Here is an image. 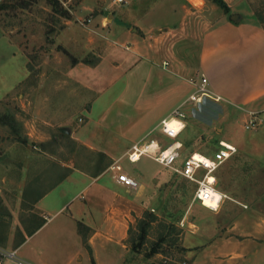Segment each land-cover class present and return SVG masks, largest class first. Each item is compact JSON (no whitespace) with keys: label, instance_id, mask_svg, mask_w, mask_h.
<instances>
[{"label":"rangeland","instance_id":"rangeland-1","mask_svg":"<svg viewBox=\"0 0 264 264\" xmlns=\"http://www.w3.org/2000/svg\"><path fill=\"white\" fill-rule=\"evenodd\" d=\"M3 1L12 7L0 10L1 249L9 252L18 247L17 257L34 264H77L78 261L81 264H264V110L258 112L262 119L258 127L246 129L248 112L228 104L205 98L192 104L194 109L190 113L191 104L183 108L188 114L182 131L185 144L176 165H181L193 150L212 154L220 140L237 147V152L216 172L217 189L231 198L225 199L217 211L195 201L194 183L170 169L145 156L134 163L126 156L121 158V166L133 177H149V173L157 171L167 174L161 181L159 176L152 179L155 190L149 196L151 202L145 206L155 220L144 243L135 252L131 251L130 230H134L138 218L129 226L125 246L117 245L109 252L100 250L97 258L87 244L82 245L86 238L81 240L77 231L85 235L88 228L81 227L71 217V214L77 217L74 211L83 202L81 194L71 200L81 183L68 189L67 183L62 184L44 199V204L51 200L49 208L42 212L34 209L33 201L65 172L62 163L87 167L99 160L97 155L91 156L74 145L59 130L74 124L85 127L80 119L88 118V114L86 108L79 107L85 100L83 97L91 95L81 90L66 73L74 61L67 49L79 55L86 49L81 42L75 46L69 42L68 48L64 45L68 37L84 39L94 34L93 30L100 24L95 22L101 5L105 7L112 0H58L55 8L45 0H28L26 9L14 7L18 0H0V3ZM179 3V0H124L114 3L113 11L122 20L148 29L180 20V13L168 11L171 5ZM186 3L194 11L192 16L206 20V24L224 13L216 4L211 9L213 3L208 0H186ZM228 3L234 14L249 19L252 12L264 26V0H250L249 4L240 5H235L234 0ZM87 8L93 10L88 12ZM109 10L101 14L106 15ZM189 36L190 31L186 32L183 43L192 46L190 40H185ZM196 59L192 46L185 61L193 67L192 77L198 73L193 66ZM150 76L146 81L130 85L122 79L108 95L100 96L107 104L126 87L121 99L126 106L118 103L113 106L104 123L111 130L100 123L104 140L120 133V129L126 130L137 117L142 116L144 120L157 117L159 107H153L145 118V110L152 103L167 104L161 90L156 93L152 90ZM185 77L183 74L179 86L187 96L196 88ZM103 107L100 104V113ZM144 123L147 128L141 134L152 125L149 120ZM157 134L158 128L150 136ZM203 174L204 170L199 169L195 177L201 179ZM162 233L168 235L160 241Z\"/></svg>","mask_w":264,"mask_h":264},{"label":"crops","instance_id":"crops-1","mask_svg":"<svg viewBox=\"0 0 264 264\" xmlns=\"http://www.w3.org/2000/svg\"><path fill=\"white\" fill-rule=\"evenodd\" d=\"M179 1V4L171 5L168 11L170 14L180 13V20L165 26L142 29L135 22L124 21L116 16L113 8L117 1L112 0L105 7L101 5L100 16L95 22L100 24L93 30L94 34H88L84 39L68 37L65 41L64 46L67 48L68 45L71 46L70 43L75 46L81 42L86 49L81 50V55L76 54L73 49H67L74 61L66 73L81 90L91 95L83 97L85 100L79 107L86 108L88 114V118L80 119L85 127L82 129L77 124L70 125L66 127L69 133H62L89 155H97L99 160L89 163L87 167L62 163L61 168L65 172L61 179L50 184L47 190L33 201V207L39 212L45 211L49 208L51 200L45 204L43 201L54 189L65 183L67 189L81 183L78 191L71 195V200L81 194L84 196L83 202L74 211L77 217H73L72 214L71 217L78 225L80 223L81 227L88 228L85 235L83 232L80 233V230L77 232L81 240L86 238V242L81 241L82 245L87 244L96 252L97 258L100 257V250L109 252L117 245L125 246L130 224L143 216L148 209L145 204L151 202L149 196L155 190L152 179L159 176L158 180L161 181L167 176L157 171L149 173V177L148 175L133 177L123 169L120 160L126 156L135 142L158 140L163 144L169 143L170 140H166L159 131L157 135L151 137L152 131L176 108L180 107L184 111V106L191 104L189 113L194 109L192 108L194 104L188 101L193 92L184 96L179 86L183 74L186 76L184 80L195 88L200 83V78L205 77L207 89L220 98L219 102L232 108L248 113L264 110V26L257 21L252 12L249 13V19L237 14L239 19L232 20L234 12L228 3L229 0H224L226 4L228 3L229 11H224L212 21L208 20L207 24L206 20L201 21L192 16L191 13L194 11L186 0ZM249 2L250 0H234L235 5ZM211 7L215 9L217 6L213 3ZM105 9L110 10L106 15H102L101 11L105 12ZM86 10L91 12L93 8ZM188 31L191 36L185 40L191 41L197 55L193 66L197 68L199 74L197 73L195 77L191 75L193 67L185 63L192 49L191 44L183 43ZM91 56L94 59L90 58ZM84 59L88 62H84ZM149 74H151L149 85L155 93L162 91L167 104L164 106L152 103L145 110V118L153 107H159L161 111L156 112L158 115L155 118H146L152 125L143 134L141 133L147 125L144 123L146 120L140 116L131 121L126 130L120 129L121 132L112 135L110 140L107 138L104 140V134H100V123L107 130H111L104 123L111 115L113 106L118 104L126 106L121 102L126 87L123 86L121 93L109 99L107 104L102 102L100 96L108 95L122 79L130 85L131 82L134 84L146 81ZM90 99L92 103L89 104ZM100 104L104 106L101 113ZM141 126L143 128L139 129ZM182 133L178 140L183 147L185 138ZM63 206L64 204L57 210L60 211ZM77 264L81 262L78 261Z\"/></svg>","mask_w":264,"mask_h":264},{"label":"built area","instance_id":"built-area-1","mask_svg":"<svg viewBox=\"0 0 264 264\" xmlns=\"http://www.w3.org/2000/svg\"><path fill=\"white\" fill-rule=\"evenodd\" d=\"M116 1L123 2L124 0ZM205 84L206 78L201 77L200 83L188 98L190 103L198 104L205 98L214 101L220 100L219 97H216L207 89ZM248 115L250 117L244 124L246 129L256 128L262 122L258 112L250 111ZM185 118V112L180 107L176 108L170 116L163 118L158 124V131L162 136L170 140L169 143L163 144L158 140L135 142L126 153V157L132 163L139 161L143 156L148 157L163 167L170 169L173 173L194 183V200L205 208L217 211L225 199L231 198L217 189L216 172L226 160L237 152V148L229 142L220 140L217 149L212 154L193 151L182 160L181 165H176V162L181 157L182 143L178 140V137L185 128ZM173 122L179 125L175 128L172 126ZM199 169L204 170L201 179L195 177ZM16 253V250L6 252L0 249V264H5L6 261H10L12 264H34L17 257Z\"/></svg>","mask_w":264,"mask_h":264},{"label":"trees","instance_id":"trees-1","mask_svg":"<svg viewBox=\"0 0 264 264\" xmlns=\"http://www.w3.org/2000/svg\"><path fill=\"white\" fill-rule=\"evenodd\" d=\"M38 0H31V2H36ZM49 5L53 6L55 8V5H58V0H45ZM211 1L213 3H215L216 5H218L221 9H223L225 12L229 11V8L226 4V2L224 0H208ZM30 2L28 0H18L16 1L14 7L16 9H26L28 4ZM10 4L8 2H1L0 3V10L5 11L6 9H8V7H12L9 6ZM258 18V16H257ZM84 62H88L87 59L83 60ZM1 119V116H0ZM196 151V150H193ZM191 151V152H193ZM190 152V153H191ZM189 153V154H190ZM187 156V155H186ZM185 156V157H186ZM61 179V177L58 179V181ZM195 185V184H194ZM185 193V191H183ZM155 220V217L153 214H151L148 211H145L143 216L137 220L136 226L133 228L134 230H130V242H131V251L135 252L138 250V248L144 243L145 239L147 238L146 235L149 231V229L151 228V224L152 222ZM133 231H135V234L133 233ZM134 234V235H133ZM168 234H160L159 235V240L162 241L164 237H166Z\"/></svg>","mask_w":264,"mask_h":264},{"label":"water","instance_id":"water-1","mask_svg":"<svg viewBox=\"0 0 264 264\" xmlns=\"http://www.w3.org/2000/svg\"><path fill=\"white\" fill-rule=\"evenodd\" d=\"M231 18H232V20L239 19V15L234 14V15L231 16ZM59 130H60L61 132H64V133H69V130L66 129V128H60Z\"/></svg>","mask_w":264,"mask_h":264},{"label":"bare ground","instance_id":"bare-ground-1","mask_svg":"<svg viewBox=\"0 0 264 264\" xmlns=\"http://www.w3.org/2000/svg\"><path fill=\"white\" fill-rule=\"evenodd\" d=\"M178 125H179V124H177V123H175V122L172 123V126H174L175 128H176Z\"/></svg>","mask_w":264,"mask_h":264}]
</instances>
